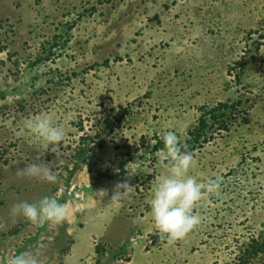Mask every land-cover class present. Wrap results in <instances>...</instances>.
<instances>
[{
	"label": "rangeland",
	"instance_id": "374dc122",
	"mask_svg": "<svg viewBox=\"0 0 264 264\" xmlns=\"http://www.w3.org/2000/svg\"><path fill=\"white\" fill-rule=\"evenodd\" d=\"M44 114L65 132L57 155L21 130ZM166 131L188 175L221 178L173 244L147 204ZM32 163L57 181L16 175ZM125 179L120 201L96 194ZM43 196L62 223L10 217ZM31 249L40 264H264V0H0V264Z\"/></svg>",
	"mask_w": 264,
	"mask_h": 264
},
{
	"label": "clouds",
	"instance_id": "9594fccd",
	"mask_svg": "<svg viewBox=\"0 0 264 264\" xmlns=\"http://www.w3.org/2000/svg\"><path fill=\"white\" fill-rule=\"evenodd\" d=\"M22 131L30 133L43 146V151L54 154L60 152L65 132L61 125L54 123L47 115H34L22 121ZM163 148L158 152L159 162L166 171L159 175L147 200L149 214L155 230L168 244L181 240L193 228L201 223L202 217L194 212V206L201 200L205 191L211 192L221 183L220 177L198 181L188 175L195 164L192 153L183 150L180 138L173 131H166L162 136ZM51 146V147H49ZM18 177L35 179L45 183H55L57 176L44 164L32 163L17 169ZM131 191L128 180L116 182L111 189L101 188L96 194L120 201ZM10 217H21L33 224H60L66 216V207L54 196H43L33 203L20 201L9 209ZM41 253L38 249L23 250L10 254L6 264H40Z\"/></svg>",
	"mask_w": 264,
	"mask_h": 264
}]
</instances>
